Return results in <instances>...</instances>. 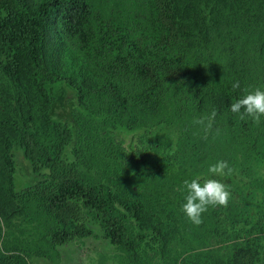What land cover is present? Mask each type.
<instances>
[{
  "label": "trees",
  "instance_id": "obj_1",
  "mask_svg": "<svg viewBox=\"0 0 264 264\" xmlns=\"http://www.w3.org/2000/svg\"><path fill=\"white\" fill-rule=\"evenodd\" d=\"M256 88L264 0H0L5 248L51 261L99 229L130 264H264V117L230 110ZM197 176L231 200L193 225Z\"/></svg>",
  "mask_w": 264,
  "mask_h": 264
},
{
  "label": "clouds",
  "instance_id": "obj_2",
  "mask_svg": "<svg viewBox=\"0 0 264 264\" xmlns=\"http://www.w3.org/2000/svg\"><path fill=\"white\" fill-rule=\"evenodd\" d=\"M233 87L238 88L239 82H234ZM230 110L239 114L241 118L248 116L259 122L264 117V89L256 88L247 92L230 105ZM226 169L229 173L232 171L228 168L226 161L219 160L209 166L208 173L210 176L223 175ZM184 191V203L181 205V210L193 225L202 223V214L209 206H227L231 200V192L225 184L212 178L204 180L203 183L199 176L185 180Z\"/></svg>",
  "mask_w": 264,
  "mask_h": 264
},
{
  "label": "rangeland",
  "instance_id": "obj_3",
  "mask_svg": "<svg viewBox=\"0 0 264 264\" xmlns=\"http://www.w3.org/2000/svg\"><path fill=\"white\" fill-rule=\"evenodd\" d=\"M16 173V184L15 189L21 190L24 186L31 185L33 179L27 176L24 169L18 166ZM0 227L2 228L0 233V252H3L4 255H7V252H10L14 255L24 257V260L17 257L18 259L23 260L26 264H130L123 256L119 255V251L115 249L112 245L102 239L99 234L100 231L90 238L74 241L73 243L68 244L64 248H59L60 254L63 257L58 259L53 258L51 261L46 260L41 256H37L33 253L34 249H39V244L36 242L33 243L30 239L31 248H5L10 244V239L7 234L4 233V225L0 220ZM29 227L25 225V230L28 231Z\"/></svg>",
  "mask_w": 264,
  "mask_h": 264
}]
</instances>
